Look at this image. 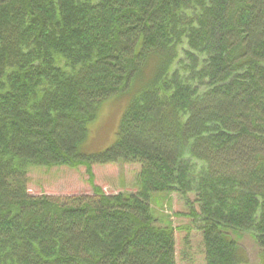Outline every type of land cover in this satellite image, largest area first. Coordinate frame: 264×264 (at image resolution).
<instances>
[{
    "label": "trees",
    "instance_id": "16d2710c",
    "mask_svg": "<svg viewBox=\"0 0 264 264\" xmlns=\"http://www.w3.org/2000/svg\"><path fill=\"white\" fill-rule=\"evenodd\" d=\"M128 91L115 142L88 152ZM118 162L140 165L136 192L94 184ZM56 167L93 193L31 194L29 171ZM172 194L205 264H248L232 231L264 251V0H0V264H177L152 206Z\"/></svg>",
    "mask_w": 264,
    "mask_h": 264
},
{
    "label": "rangeland",
    "instance_id": "374dc122",
    "mask_svg": "<svg viewBox=\"0 0 264 264\" xmlns=\"http://www.w3.org/2000/svg\"><path fill=\"white\" fill-rule=\"evenodd\" d=\"M128 94V95H127ZM130 91L111 96L102 102L95 119L89 123V138L86 142L88 152H100L110 147L116 140L122 114L126 109ZM94 184L102 187L107 194L119 192H136L140 165L123 163L94 165ZM28 187L31 194H48L53 196H71L91 194L93 187L89 183V175L85 167L70 169L56 167L52 169L32 168L29 171ZM191 200L195 195H190ZM153 211L161 220L159 224L170 222L175 231L177 264H205L201 232L187 215L190 207L178 194L169 197L155 196L152 200ZM195 210H199L197 203ZM188 226L187 230L181 229ZM236 239L248 255V264H264V251L259 247L249 231H232ZM186 237L188 239L186 240Z\"/></svg>",
    "mask_w": 264,
    "mask_h": 264
}]
</instances>
